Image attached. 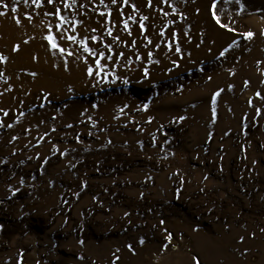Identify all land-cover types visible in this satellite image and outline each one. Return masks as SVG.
<instances>
[{
	"label": "rangeland",
	"instance_id": "obj_1",
	"mask_svg": "<svg viewBox=\"0 0 264 264\" xmlns=\"http://www.w3.org/2000/svg\"><path fill=\"white\" fill-rule=\"evenodd\" d=\"M0 4V264H264V0Z\"/></svg>",
	"mask_w": 264,
	"mask_h": 264
},
{
	"label": "snow or ice",
	"instance_id": "obj_2",
	"mask_svg": "<svg viewBox=\"0 0 264 264\" xmlns=\"http://www.w3.org/2000/svg\"><path fill=\"white\" fill-rule=\"evenodd\" d=\"M35 2H36L37 5L39 6V0H35ZM116 2H117V0H112V3H113V4H116ZM124 2L127 3V0H124ZM47 3H48V4H52V3H53V0H47ZM237 3H239V0H237ZM0 7H6V5L0 4ZM65 7H68V4H67V3H65ZM213 7H215V5H213ZM11 11H12V12H15V11H16V8L13 7V8L11 9ZM47 14H48V13H46V15H47ZM3 15H5V13H4V12H0V16H3ZM102 15H103V13H102ZM56 16H57V19L61 20V23L64 22L63 17H60V15H59V9H57ZM27 19L30 20L31 17H27ZM214 19H215V15H214ZM16 23L19 24L20 21H19V20H16ZM217 23H218V24L220 23V21H219L218 19H217ZM221 27H224V25L221 24ZM125 28H127V25H125ZM57 30H59V25H57ZM162 34H163V33H161V35H162ZM109 35H111V33H109ZM244 35H245L246 38H250L253 34L249 32V33H246V34H244ZM45 39H47V40L49 41V43L52 44L53 47H57V45L55 44L54 39H53L52 36H47V37H45ZM68 39L74 41L76 38H75V37H68ZM92 40H93V42H95V37H93ZM13 50L15 51V50H17V49L14 48ZM84 51H85V52H89L90 49H89L86 45H84ZM100 55L103 56V53H100ZM221 55H223V53H221ZM3 59H4L3 57H0V62H2ZM88 74H89V75H92V71H91L90 69H89ZM97 74H98V73H97ZM194 259H195V258H194Z\"/></svg>",
	"mask_w": 264,
	"mask_h": 264
}]
</instances>
